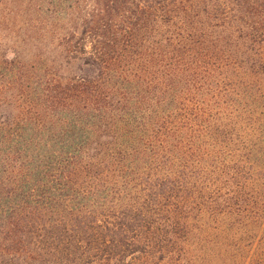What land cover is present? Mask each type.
<instances>
[{
	"label": "trees",
	"instance_id": "obj_1",
	"mask_svg": "<svg viewBox=\"0 0 264 264\" xmlns=\"http://www.w3.org/2000/svg\"><path fill=\"white\" fill-rule=\"evenodd\" d=\"M221 247L264 264V0H0V264Z\"/></svg>",
	"mask_w": 264,
	"mask_h": 264
},
{
	"label": "rangeland",
	"instance_id": "obj_2",
	"mask_svg": "<svg viewBox=\"0 0 264 264\" xmlns=\"http://www.w3.org/2000/svg\"><path fill=\"white\" fill-rule=\"evenodd\" d=\"M221 241L222 239L219 237L218 242H221ZM221 249L222 250L218 249L217 251H214L215 259H211V261L207 262L206 264H212L211 262H213V264H237V263L232 262V257L229 254L230 252H225V250L222 247Z\"/></svg>",
	"mask_w": 264,
	"mask_h": 264
}]
</instances>
